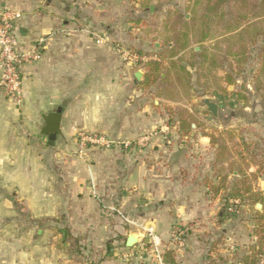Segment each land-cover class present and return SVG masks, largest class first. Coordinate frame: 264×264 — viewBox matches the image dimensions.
Masks as SVG:
<instances>
[{"label":"crops","instance_id":"obj_1","mask_svg":"<svg viewBox=\"0 0 264 264\" xmlns=\"http://www.w3.org/2000/svg\"><path fill=\"white\" fill-rule=\"evenodd\" d=\"M0 8L12 9L22 15L17 27L22 44L29 46L36 40L45 39L42 60L22 70L23 106L17 108L0 95V206L10 208L11 201L24 200L21 194L30 180L34 184L31 187L33 194L37 193L40 202L46 199L50 204L39 202L40 210L44 207L54 210L63 200L66 204L70 202L69 222L74 230V225L103 224L104 216H110L105 213L113 212L130 225H153L158 235V250L163 254L172 251L176 264H211L206 247L210 238L224 234L225 246H229V242L237 237L227 229V221L221 219L223 211L218 213L221 194L211 198L212 188L218 185L222 176L229 175L226 173L229 163L228 157L224 159L219 150V144L211 142L210 137H215L214 128L220 127L214 125L216 117L208 112L206 98L202 105H195L200 118L186 107L188 111L179 115L173 127L164 126L163 132H169L170 138L153 135L154 84H142L148 73L145 63L159 58H141L145 61L137 64L144 67L142 81H137L138 71H135L133 86H136L133 87L130 75L120 70L114 57H109L112 51L94 44L98 37L104 36L101 33L108 32L111 37L116 28L125 23L117 8H107L105 0H0ZM81 43V57H75V46L79 48ZM156 47L160 50L158 54L163 53L165 47L159 43ZM172 47L170 44L169 48ZM93 49L96 54L91 55ZM194 50L203 51L197 46ZM123 76L129 78L127 83ZM158 80L167 82L166 73L162 72ZM190 94L182 99L189 97L194 103L199 102L200 98ZM156 99L165 102L162 94ZM59 108L62 109V133L51 141L42 134L43 117ZM77 126L106 134L123 145L143 142L149 153L146 157L151 161L137 156L138 150L142 152L140 147L134 151L132 147H115L114 151L105 153L89 149L74 155L70 148L73 149L75 144L73 135ZM44 142L48 147L40 146ZM166 144L173 145L168 147ZM153 145L159 148L157 153L150 151ZM59 146L61 151L50 150ZM127 151H131L132 156L128 164L124 161ZM244 156L242 153L241 158ZM46 161L49 166L52 161L60 163L64 170L62 179L50 177L51 184H55V179L59 184L64 182L65 186L54 185L49 189V197L45 186L48 181ZM254 172L250 167L243 170L241 176L234 170L232 176L237 185L241 184L249 192L260 191L263 196L264 178L260 177L264 175H257L261 181L259 185L250 184L248 180ZM228 180H231L230 175ZM230 185L233 183L228 181L226 187ZM167 200L173 205L172 210L167 206ZM5 213H0V223L6 220L8 215ZM10 220L8 218L7 222ZM177 225L192 229L186 231L182 244L172 239ZM136 230L137 245L127 248L126 241L132 234L126 235L121 251L111 248L114 259L125 251V254H135L126 264H149V260L141 261L136 256L148 243L144 232ZM206 231L207 235L203 233ZM218 246L222 248V245ZM14 250L11 252L19 254L20 250ZM4 252L11 254L9 250ZM105 264L122 263L111 260Z\"/></svg>","mask_w":264,"mask_h":264},{"label":"rangeland","instance_id":"obj_2","mask_svg":"<svg viewBox=\"0 0 264 264\" xmlns=\"http://www.w3.org/2000/svg\"><path fill=\"white\" fill-rule=\"evenodd\" d=\"M261 1L249 0L252 6L242 11L239 8L241 5L239 2L229 0L217 12L210 13L207 10L206 0H105L107 8H117L120 11L121 21L125 23L121 28H116L111 37L108 32L101 33L100 35L104 36L98 37L97 40L103 42L97 43L96 40L94 43L95 47L103 46L108 48V51H112L109 57H114V62L120 65V70L130 75L132 86L133 73L144 72L143 64L127 65L120 59L118 48L127 49L137 55L138 51H141L147 58H154L160 53V50L157 51L156 44L159 43L165 47L161 54L167 61L162 72L168 73V70L170 75L167 82L158 80L152 86L153 135L169 137V132H163L164 126L173 127L179 115L188 111L186 107L192 109L200 118L195 105H202L204 98L219 105L220 111L214 125L220 129L214 128L213 135L227 148L222 155L224 159L228 157L229 166L225 170L231 178L228 181L233 183L229 188L239 186L232 176L234 170L242 172L252 167L256 172L261 171L259 175H264V71L261 68V63L264 61V54L261 51L264 45L262 36L264 20L260 16L256 17L257 13L263 15L264 9L256 8L248 13L254 5L261 4ZM151 6L154 7L153 11ZM236 26L240 27V30L229 34ZM203 34L209 36L205 41H202ZM184 43H189L190 46L186 51L181 50ZM170 44L180 52L173 60H169L171 51L168 45ZM195 46L201 47L203 51L195 52ZM78 47L75 46V57H81L82 43ZM94 54L96 49L91 51V55ZM106 61L109 59L106 58ZM123 77L126 79V76ZM127 81L129 78L125 83ZM159 94L165 96V102L156 99ZM186 94L197 96L200 98L199 102L194 103L193 98L189 97L182 99ZM76 128L73 135L75 144L73 149L70 148L74 155L80 154L78 144L81 134L104 135L80 126ZM231 131L233 133L230 134ZM109 137L107 138L113 141L112 137ZM172 145L166 144L168 147ZM40 146L48 147V143H40ZM148 146L147 143L146 147ZM115 147H125V149L132 147L133 151L140 147L142 152L138 150L137 156L144 161H151L150 157H146L149 155L145 151L146 148L139 144L133 146L129 144L126 148V145L114 142L110 149L88 147L87 150L93 149L105 153L114 151ZM155 147L157 146L153 145L150 151L157 153L159 148L157 147L158 150L155 151ZM61 149L60 146L50 148L52 152L61 151ZM35 150L37 151V146ZM237 151L245 154V160L237 157ZM130 153L131 151H127L124 157L127 164L132 157ZM45 163L48 180L45 182L48 189L46 195L49 197L51 195L49 189H52L54 185L64 188V182L59 184L58 180L55 181L63 175L64 170L60 163L52 161L51 166L48 161ZM232 163L233 166H231ZM50 177L55 178V184L50 183ZM248 180L250 184H261V181L257 177L254 178L252 174ZM33 185V181L27 180L24 185L25 192L21 194L24 200L11 201L10 208L3 209L0 206V213L6 211L5 214L8 215L6 220H3L4 223H0V264H105L111 260L126 264V261L135 256L122 251L121 255L114 259L110 250L115 248L121 251L126 235H136L138 233L136 229L146 234L144 231V228L147 229L146 225H130L121 220L117 214L106 212L105 214L110 216H104L103 224L74 225L76 228L74 230L69 222V214L72 213L70 202L66 204L63 200L54 210L46 207L40 210L37 193L33 194L34 191L31 189ZM35 186L37 188V182ZM242 189L245 190V188ZM261 194L260 191L244 193L243 203L234 205L232 202L229 208L232 207L233 213H229V208L224 212V194L221 193L218 213L221 211L225 213L227 229L229 232H234L240 242L236 239L229 242V246H225L224 234L211 237L206 246L210 254L209 259H212L211 264H240L245 257H256L258 264H262V261L264 264V226L256 227L259 221L256 212H262V209H258L256 205L259 199L264 198ZM214 196L211 190V198ZM167 202V206L172 210L173 205H169L168 200ZM40 203L49 204L46 199ZM8 218L11 219L10 222H7ZM183 227L177 225L173 232L172 239L178 244H182L186 231H192V229L186 230L189 227ZM180 229L184 234L177 237L176 233H179ZM203 233L207 235L208 231ZM156 236L158 237L157 233ZM145 238L148 237L145 235ZM150 241L152 239L148 238V243ZM149 245L151 248L152 244ZM218 245H222V248ZM155 246L158 250L157 242ZM14 249L20 250L19 254L11 252ZM6 250H9L11 254L4 252ZM219 250L223 252H218ZM136 256L141 261L149 260V264H156L148 251L144 252L142 258L138 252Z\"/></svg>","mask_w":264,"mask_h":264},{"label":"built area","instance_id":"obj_3","mask_svg":"<svg viewBox=\"0 0 264 264\" xmlns=\"http://www.w3.org/2000/svg\"><path fill=\"white\" fill-rule=\"evenodd\" d=\"M21 18L22 15L19 12L8 8H0V95L17 108L22 107L24 103L22 70L27 65L40 62L45 50V39L36 40L29 46H25L20 42L17 27ZM102 42V40H97V43ZM118 53L120 59L129 66L145 61L139 55L133 54L124 48H118ZM113 144L114 142L104 135L81 134L78 144L79 153L83 154L88 147L110 149ZM128 145L126 144V147ZM139 145L145 146L143 142ZM238 203L237 200L233 202L234 205ZM228 212L233 213L232 207L228 209ZM178 231L180 232L176 233L177 237L184 234L181 229ZM145 232V235L152 239L148 243V245L152 244V247L149 248L150 245L142 246L138 253L141 256L140 258H142L144 252L148 251L156 264H165L163 254L155 246L157 242L155 227L149 225Z\"/></svg>","mask_w":264,"mask_h":264},{"label":"trees","instance_id":"obj_4","mask_svg":"<svg viewBox=\"0 0 264 264\" xmlns=\"http://www.w3.org/2000/svg\"><path fill=\"white\" fill-rule=\"evenodd\" d=\"M227 1H229V0H206L207 10L210 13L217 12L219 9H221L224 6V4L227 3ZM235 1L237 3L239 2L241 4V5H239V8L242 11L246 10L252 6V4L249 3V0H235ZM253 7L254 8L250 9L248 11V13H251L256 8L264 9V0L261 1V4H259V5L257 4V6L254 5ZM259 16H260V18H262L264 20V13H263V15H260L259 13H257L256 17H259ZM238 26L233 27L232 31H230L229 34H233V33L238 32L240 30L239 29L240 27H238ZM262 36L264 38V33L262 34ZM208 38H209L208 35L203 34L202 41H205ZM168 47H169V45H168ZM189 47H190L189 43H184L181 50L186 51L187 49H189ZM170 51H171V56L169 57V60H173L174 58H176L180 54V52H178L175 47H172L170 49ZM261 51L264 54V45L261 48ZM138 55L140 58H142L144 56L141 51H138ZM157 57L159 58L158 61H148L145 63V67L148 70V73L145 76V81L142 84L143 86H146V85L149 86L150 84H155L157 82V79L160 78L163 69L165 68L164 55L158 54ZM261 68L264 71V61H263V63H261ZM167 72L168 73H166V80H168V77L170 75V72L168 70H167ZM230 83L232 84L233 81L231 80ZM229 133L231 134L233 132L231 131ZM210 138H211V142L213 144H216V143L219 144V150L222 153L227 150L226 146L223 145L222 143H220L218 139H215V137H213V136H211ZM236 154H237V157H239V158L242 157V153L240 151H237ZM231 166H233V163L231 164ZM237 172H238V175L241 176V171L237 170ZM259 173H261L260 170H259V172L257 171L256 173L255 172L252 173V176L254 178H256ZM227 182H228V176H225V177L221 178L220 183L218 185H216L212 188V191L214 192L215 196H218L221 193L224 194V202H225L224 203V212L227 211V208H229V206L232 204V202H234L236 200L239 201V203H243L244 198H245L244 193L249 192V190H243L242 187L240 186L241 184H239V186H234L231 189H229L226 187ZM258 204L262 205V212L261 213L256 212V217H257V219H259V221L256 224V227H261L262 225L264 226V198L259 199V201L256 203V205H258ZM224 212H223V215L221 218L222 220L225 216ZM163 258H164L165 264H176V261L174 259L172 251H167L165 254H163ZM240 264H258V261H257L256 257H245L243 259V261L240 262Z\"/></svg>","mask_w":264,"mask_h":264},{"label":"water","instance_id":"obj_5","mask_svg":"<svg viewBox=\"0 0 264 264\" xmlns=\"http://www.w3.org/2000/svg\"><path fill=\"white\" fill-rule=\"evenodd\" d=\"M154 7L151 6V11H153ZM143 77V73L138 71L135 75L137 81L141 82ZM207 110L214 117H217L218 106L216 103H213L209 100L205 102ZM45 126L42 128V134L47 135L49 140L55 141L58 135H61V120H62V109H58L56 112L50 113L43 117ZM258 209H262V205H257ZM138 243V237L135 234H132L128 237L126 241V247L131 249Z\"/></svg>","mask_w":264,"mask_h":264}]
</instances>
